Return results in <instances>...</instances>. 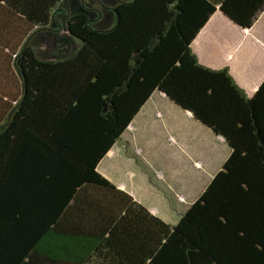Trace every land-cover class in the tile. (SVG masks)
Masks as SVG:
<instances>
[{"label": "trees", "instance_id": "obj_1", "mask_svg": "<svg viewBox=\"0 0 264 264\" xmlns=\"http://www.w3.org/2000/svg\"><path fill=\"white\" fill-rule=\"evenodd\" d=\"M218 6L247 28L264 0H117L106 26L71 0H0L21 80L0 86V264H264V81L249 97L191 48ZM157 90L230 147L175 224L97 169Z\"/></svg>", "mask_w": 264, "mask_h": 264}, {"label": "crops", "instance_id": "obj_2", "mask_svg": "<svg viewBox=\"0 0 264 264\" xmlns=\"http://www.w3.org/2000/svg\"><path fill=\"white\" fill-rule=\"evenodd\" d=\"M116 2L114 0L113 6ZM191 48L202 65L213 69L229 68L238 85L249 97L253 96L264 81V9L251 27L244 28L218 6L200 29ZM196 127L208 136L212 135L213 139L225 141L196 121L192 112L181 108L164 92L157 90L106 153L97 169L154 215L175 224L195 201L192 193L194 174H187L178 184L164 169L158 168L154 172L145 166L149 175L139 163L145 150L151 152L153 147H164L166 152H170V146L178 143L173 142L175 140L182 142L183 147L187 146ZM197 165L202 166L201 162Z\"/></svg>", "mask_w": 264, "mask_h": 264}, {"label": "rangeland", "instance_id": "obj_3", "mask_svg": "<svg viewBox=\"0 0 264 264\" xmlns=\"http://www.w3.org/2000/svg\"><path fill=\"white\" fill-rule=\"evenodd\" d=\"M72 4H86V6H92L94 8H101L102 12L100 17L98 14L89 11L90 16L93 19H101L102 25H113L116 21L113 14L112 7L114 0H103L104 7H101L99 2H95L92 5L88 1L83 0H71ZM88 4V5H87ZM108 6V7H107ZM89 8V7H88ZM97 9V10H98ZM61 22L64 23L62 16L58 17ZM58 34L65 33V29L57 32ZM53 34L40 36L39 42L41 43V54L46 56L51 48L54 46ZM11 72L17 77V71L14 62L10 64ZM13 80L11 74L6 73L0 61V86L3 90L10 91L15 88L21 87V80ZM193 139L187 145L183 147V143L179 140L173 142L177 143L171 145L170 152H166L164 147H157L150 151L145 150L143 160L140 164L142 170L150 173L146 170L147 166L150 170L157 172L158 168L164 169V172L169 174V177L174 179V182L180 184L181 179L187 174H194V185L192 193L195 199L200 195L201 191L206 188L209 181L213 178V175L222 167L223 163L227 159L230 147L222 139H213L212 135L209 136L197 127L193 130ZM190 137V136H189ZM210 157V158H209ZM139 161V160H138ZM197 162L202 166H198ZM193 166V167H192ZM117 176V173H115ZM185 195L187 193L184 192Z\"/></svg>", "mask_w": 264, "mask_h": 264}, {"label": "water", "instance_id": "obj_4", "mask_svg": "<svg viewBox=\"0 0 264 264\" xmlns=\"http://www.w3.org/2000/svg\"><path fill=\"white\" fill-rule=\"evenodd\" d=\"M166 94V93H165ZM167 95V94H166ZM223 137V136H222ZM224 138V137H223ZM225 139V138H224Z\"/></svg>", "mask_w": 264, "mask_h": 264}]
</instances>
